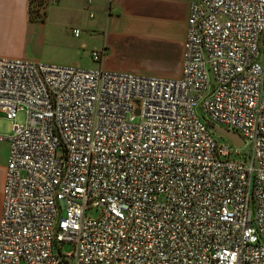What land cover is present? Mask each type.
<instances>
[{
	"label": "built area",
	"instance_id": "built-area-1",
	"mask_svg": "<svg viewBox=\"0 0 264 264\" xmlns=\"http://www.w3.org/2000/svg\"><path fill=\"white\" fill-rule=\"evenodd\" d=\"M104 55H0V264H264V0H191L177 76Z\"/></svg>",
	"mask_w": 264,
	"mask_h": 264
},
{
	"label": "crops",
	"instance_id": "crops-1",
	"mask_svg": "<svg viewBox=\"0 0 264 264\" xmlns=\"http://www.w3.org/2000/svg\"><path fill=\"white\" fill-rule=\"evenodd\" d=\"M59 1L63 4H58ZM50 2L52 4L46 7L44 19L40 21L30 16V0H0V55L29 58L28 56L32 53L30 42L39 32L44 33L50 7L57 4L62 6L60 9L71 11L75 6L70 8L65 6L80 3L84 6L86 16L84 18L72 16L74 20L66 22L67 28L71 30L73 26L79 24L89 30H98L103 33L100 46L105 50L103 63L106 67L116 70H130L129 68L138 67L119 63L114 54L109 55L106 51L112 44L113 38L126 37L133 31L145 28L157 31L160 41L174 50L177 66L169 75L180 74L182 46L191 0H92L89 9L94 12V15L91 17L97 16L93 23L87 18L89 14L85 6L86 0H50ZM83 8L80 7V9ZM88 39L86 37V41L83 40L81 44H86ZM157 75L169 76L160 72ZM7 157L8 148L6 147L0 160V213Z\"/></svg>",
	"mask_w": 264,
	"mask_h": 264
},
{
	"label": "rangeland",
	"instance_id": "rangeland-1",
	"mask_svg": "<svg viewBox=\"0 0 264 264\" xmlns=\"http://www.w3.org/2000/svg\"><path fill=\"white\" fill-rule=\"evenodd\" d=\"M32 4L34 5L35 1H33ZM50 4H52L50 0H43L39 12H45L46 7ZM58 4L63 3L59 1ZM90 4L85 5L87 10H90ZM67 6H69V8L70 6H75V8L69 11L68 9H60L62 6L60 7V5L57 4L50 7L46 24L47 27L44 33L39 32L38 35L33 37V40L30 42L32 53L28 57L49 64H72L79 62L83 67L95 66L97 63L91 59L90 51L92 49L102 48L100 44L103 40V33H100L98 30H89L77 24L73 27H78L80 29V35L75 36L70 28H67L66 22L69 20L72 22L74 20L72 16L74 15L84 18L86 16V11L83 8L84 6H81L80 3L66 5L65 7ZM80 7L83 9H80ZM88 16L87 18L91 20L92 23L97 17L95 16L93 18ZM156 32L157 31L142 28L138 31H133L129 36L121 38L115 37L112 39V44L109 45L106 53L109 55L114 54L115 59L119 63L138 66L139 68H129L135 72L141 74H158L160 72L169 75L177 66L176 55L171 47L166 46L160 41ZM86 37L89 38L88 42L86 44H81L83 40L86 41ZM196 109L201 114L199 103L196 105ZM25 119V109L19 110L15 119L7 118L4 113H0V134L5 135L9 133L13 122L21 124ZM214 134L224 143H228L232 151L237 147L226 137L218 133ZM8 145L9 140L7 138L0 139V160L6 147L9 150ZM248 146L249 143H246L238 149L241 152L248 151ZM62 250H71V245L64 243L62 245Z\"/></svg>",
	"mask_w": 264,
	"mask_h": 264
},
{
	"label": "water",
	"instance_id": "water-1",
	"mask_svg": "<svg viewBox=\"0 0 264 264\" xmlns=\"http://www.w3.org/2000/svg\"><path fill=\"white\" fill-rule=\"evenodd\" d=\"M209 127L214 133H218L226 137L237 147L242 146L244 143L242 136L235 130L228 129L217 124H209ZM59 257H61V255H59ZM65 264H69V262H66Z\"/></svg>",
	"mask_w": 264,
	"mask_h": 264
},
{
	"label": "trees",
	"instance_id": "trees-1",
	"mask_svg": "<svg viewBox=\"0 0 264 264\" xmlns=\"http://www.w3.org/2000/svg\"><path fill=\"white\" fill-rule=\"evenodd\" d=\"M34 0H30V13H31V18L32 19H37V20H40L42 21L44 19V11H42L41 14L39 11H40V8L42 7V4H43V0H35V4L33 5Z\"/></svg>",
	"mask_w": 264,
	"mask_h": 264
}]
</instances>
